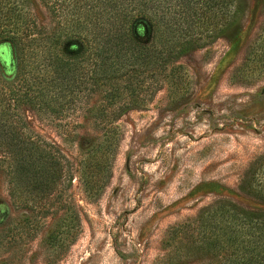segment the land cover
Here are the masks:
<instances>
[{
    "label": "rangeland",
    "instance_id": "rangeland-1",
    "mask_svg": "<svg viewBox=\"0 0 264 264\" xmlns=\"http://www.w3.org/2000/svg\"><path fill=\"white\" fill-rule=\"evenodd\" d=\"M22 2L50 25L42 0ZM235 26L181 56L172 80L119 116L115 133L83 117L86 104L69 115L77 122L71 139L50 116L22 106L28 129L72 164L67 193L78 219L55 209L29 232L18 224L29 212L13 206L0 171V264H184L165 259L174 224L219 200L264 213V201L238 188L264 152V0H243ZM58 227L61 238L46 239Z\"/></svg>",
    "mask_w": 264,
    "mask_h": 264
},
{
    "label": "trees",
    "instance_id": "trees-1",
    "mask_svg": "<svg viewBox=\"0 0 264 264\" xmlns=\"http://www.w3.org/2000/svg\"><path fill=\"white\" fill-rule=\"evenodd\" d=\"M42 1L52 19L49 26L40 25L22 0H0V171L13 206L29 212L18 223L29 232L55 209L69 210L77 219L78 214L67 193L72 164L54 144L28 129L22 106L50 116L71 139L77 133L69 129L77 122L69 115L86 104L83 117L88 115L94 126L115 133L119 116L145 107L161 83L172 80L181 56L236 27L243 4V0ZM61 17H66L63 22ZM260 30L264 32V26ZM90 95L97 96L96 105L88 106L85 100ZM85 176L84 185L91 188ZM238 188L264 201V152L250 161ZM60 230L50 231L46 239H60ZM165 237L168 260L264 264V213L232 201L202 207L195 216L171 226Z\"/></svg>",
    "mask_w": 264,
    "mask_h": 264
}]
</instances>
